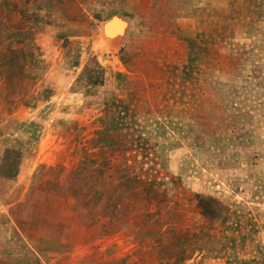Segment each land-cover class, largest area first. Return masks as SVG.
<instances>
[{"label": "rangeland", "instance_id": "1", "mask_svg": "<svg viewBox=\"0 0 264 264\" xmlns=\"http://www.w3.org/2000/svg\"><path fill=\"white\" fill-rule=\"evenodd\" d=\"M0 264H264V0H0Z\"/></svg>", "mask_w": 264, "mask_h": 264}]
</instances>
